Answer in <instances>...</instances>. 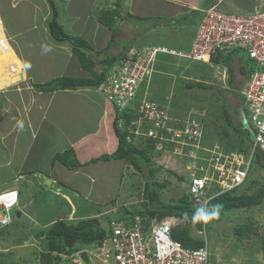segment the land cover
I'll return each instance as SVG.
<instances>
[{"label": "crops", "instance_id": "0c3cea01", "mask_svg": "<svg viewBox=\"0 0 264 264\" xmlns=\"http://www.w3.org/2000/svg\"><path fill=\"white\" fill-rule=\"evenodd\" d=\"M53 1L58 11V22L64 31L71 36L82 38L89 42V45L93 44L91 48L101 54L93 57L95 62L93 71L96 74L101 72V60L114 58L117 64L131 47L163 46L177 52H188L198 27L197 25L192 28L193 19L195 18L199 23L201 12L214 3H219L220 8H226L225 13L248 14L264 11V0H243L238 4L229 0H207V3L204 0H129L127 13L124 15L120 9L121 1L110 0V5L103 11L116 12L111 30L97 19L103 11L99 12L100 14L94 13L99 0ZM17 2L22 3L19 12L26 17L29 28H23L22 23L16 22L20 30L14 28L10 32L5 30V25L9 23L7 21L10 18L9 15H16L13 7ZM151 16H160V21L163 22L148 27H145L147 22H143L140 27L138 22L151 20ZM50 19L51 7L48 0H0V40L5 41L8 46L0 52V117L7 115L12 121L11 129L6 133L8 137L3 140L1 147L7 152L3 154L2 159H6L9 153L13 154L14 164L11 166L14 168L6 170L9 179H24L26 175L41 174L50 187L55 185L58 195L63 193L62 186H64L67 193H64L63 197L67 200L65 201L70 210H68L66 221H73L79 211L74 203L76 195H69V189L77 194L72 178L94 175L99 181L103 176L99 175L102 173L98 168L101 162L68 170L59 163L52 165V158L56 154L71 150L79 164H86L103 154L113 153L117 146L113 129L116 113L100 92L99 87L52 92H42L34 88L61 77L82 79L92 77L90 72L81 68L70 44L56 43L51 40L48 31ZM26 31L34 34H23ZM148 31H152V34H145ZM7 34L12 35L9 37ZM86 34H89V37ZM140 34H144L142 39L145 42L139 40L141 43L136 44L135 42H138L136 37ZM11 38L23 40L17 45L11 41ZM9 39L13 46L9 43ZM41 45L47 47H44L45 52H42ZM237 51L213 56V61L204 63L207 70L201 73L196 71V74L191 72L186 64V61L191 60L160 54L155 62L151 78L139 88L134 104H138L143 98L157 100L174 117L177 113L173 110L174 103L171 101L172 79L176 81L182 79L188 81L187 84L203 82L208 86L206 90L194 89L214 91L217 88L219 92L221 91V97L224 98L221 109L224 107V111L232 120L233 127L238 129L235 131L226 126V132L230 131V135L231 132L236 134V140L240 139V141L235 143L244 142L243 134L239 135V133L250 137L253 132L247 124L241 89L251 74L254 62L250 59L248 67ZM215 79H220V84H212ZM139 93H142L141 97L138 96ZM228 102L235 105L229 106ZM190 111L198 113V110H188V113H185L186 116ZM221 114L224 119L223 111ZM199 116L201 117V114ZM201 119L204 127L207 128L206 115L202 114ZM12 131L13 134L10 136ZM213 145L219 146V143H207V146L203 144L206 147ZM226 149L231 148L226 147ZM226 149L223 148V150ZM44 160L47 162L46 165ZM107 163L109 162L103 164ZM3 165L1 164L0 167ZM123 166L128 171V175L130 173L129 166L124 163L119 164L115 174V180L119 185L122 184L124 177ZM46 167H48L47 171L44 170ZM88 167H94L96 170L86 172ZM104 182L108 184L109 180L106 178ZM91 189L100 197L107 188L105 187L104 191L103 187ZM114 199L108 202L113 205L114 201L113 206H116ZM101 215L106 214L100 212L90 217ZM91 259L87 257V264H94Z\"/></svg>", "mask_w": 264, "mask_h": 264}, {"label": "built area", "instance_id": "2783aa9c", "mask_svg": "<svg viewBox=\"0 0 264 264\" xmlns=\"http://www.w3.org/2000/svg\"><path fill=\"white\" fill-rule=\"evenodd\" d=\"M6 47L5 41L0 40V52ZM235 50H245L254 62V70L241 89L247 124L253 132L249 158L237 152L225 153L218 146L204 147V122L196 113L174 118L156 100L143 98L134 104L139 88L151 78L160 54L206 63L217 54ZM99 90L115 113L137 112L130 122H117L119 129L128 132V142L144 145L150 141L151 156L174 157L183 162L188 176L185 193L194 208L205 211L213 198L244 186L255 150L264 156V11L225 13L212 5L201 12L188 52L163 46L131 47L107 72ZM17 205L16 188L0 189V230L12 223L11 211ZM180 222L175 218L152 221L146 230L139 217L133 221L113 219L107 224L108 235L95 245L93 255L101 264H209L206 223L196 232L203 245L189 249L171 239V228ZM72 262L81 264L79 259Z\"/></svg>", "mask_w": 264, "mask_h": 264}, {"label": "rangeland", "instance_id": "374dc122", "mask_svg": "<svg viewBox=\"0 0 264 264\" xmlns=\"http://www.w3.org/2000/svg\"><path fill=\"white\" fill-rule=\"evenodd\" d=\"M120 1V9H122V13H124L125 15L127 13L129 0ZM229 1L235 4L243 2V0ZM204 2L207 3V0H204ZM110 3V0H99L94 13H101L103 10L108 8ZM21 4V2H17L13 7L15 8L13 11L16 12V15H9L10 18H8V20L6 18L9 23L5 25V30L11 32L14 28L19 29V22L23 24V28H29L28 21L25 19L26 17L19 12ZM212 5H217L220 8L219 3H214ZM220 10L222 12H224L225 10L227 11V9L224 7H221ZM160 18V16H151V20H141L138 23L140 24V27H142L143 22H147L145 27H148L150 25H157L158 23L163 22L160 21ZM6 20L5 22H7ZM197 25L198 22L194 18L192 28H195V26ZM149 33L152 34V31L145 32V34ZM23 34L34 33L26 31V33ZM7 35L10 37L12 34ZM86 35L89 37V34ZM143 35L144 34H140L136 37L138 41L135 42L136 44L141 43L139 42V40L145 42L144 39H142ZM149 37H151V35ZM22 40L23 39L11 38V41H14V43L17 45L19 43H22ZM11 41L9 39V43H11L12 45ZM86 43L89 45V42ZM90 44L92 43L90 42ZM89 46L91 47L93 46V44ZM44 47L47 48L45 45H43L41 47L42 52H45ZM237 52L239 53V56L243 57V59L247 63V66L249 67V55L243 50H238ZM186 62L189 70L195 74L196 71H199L197 73H201L207 70L204 63L197 61ZM224 75L226 76V74ZM220 82V79H215V82L212 84H220ZM187 83L188 81H184L182 79H179L177 81L172 79L170 83V89L172 90L171 101L172 103H174L172 104V106H174L173 110L175 111V113H177V115H174V117L184 118L188 113V110H198V113H196V111H190V113H196L195 115L199 118L202 117V114H205L207 117L208 126L207 128L204 127L203 129V132L205 131L204 133H206L203 138L204 141H202L204 145L207 146V143L217 142L219 143L218 147L222 151L223 148L226 149V147L231 149L237 148V143H239L240 139L236 140V134L234 132H231V135L229 134L230 131L226 132V125L221 114L222 109H224V107H222L221 109V105L223 104L221 102L224 101V98H222L220 94L221 91L219 92L217 88H215V90L213 89L214 91H199L195 89H188L186 88V86L189 85ZM138 96L141 97L142 93H139ZM153 96L155 97V95ZM237 96L239 98V95ZM156 97H158V95ZM228 103L229 106L235 105L230 102ZM199 114H201V117L199 116ZM11 126L12 121L10 117H8L7 115L3 118L0 117V165L4 164L0 167V189L11 187L18 189L19 196L17 210H19L22 215L20 218H16V210H12L11 214L14 215L12 223L8 227H6L4 231L0 232V260H7L5 264H42L43 262L41 259V254L44 251L45 242H40L36 238V234H38L39 231L45 232L51 225V223L58 220L59 218L67 220L66 216L68 215L70 210L69 205L66 202L67 200L65 199V197H63V194L67 192L66 188L62 186L63 193L59 195L56 194V190L54 188L55 185L53 184V186L50 187L46 182V179L42 177L41 174H36L35 176L26 175L24 176V179L8 178L9 175L7 171H9V168H14L13 166H11L14 164V158L13 154L9 153V156L6 159H2V157H4L7 152L5 150H2L1 147L3 144V140L8 137L6 133L10 131ZM224 132L227 133V136H223ZM12 134L13 131L10 133V136H12ZM249 139L253 142V134ZM228 143H230L232 146L227 145ZM213 146L215 147L216 145ZM250 153L251 146L247 151V155L245 156L249 158ZM44 164L46 165L47 162L45 161ZM119 164H123V162L111 161L106 165L103 163H99L98 166L100 167L98 168L100 172H102L99 173V175H103L99 181H97V178L94 175H87L88 177L74 176L72 178V184L74 185V187H76L77 194L69 189V195H76L74 203L79 211V213L75 215L76 218L73 220L74 222L81 220V218H87L101 212V214H106L100 216L105 226L104 218L116 213L118 207H120L121 205H124L129 209L140 208V204L143 198L142 191L146 172L144 173L143 177V175L138 174L131 169H128L130 172L128 175V171L124 169L123 166L122 170H124V178L122 180V184L119 185L115 180V174L117 172ZM150 166L159 169L154 179L157 182H164L167 184V187L165 189H162L161 191L159 190L161 199L164 202L167 203L173 199H177L181 193L186 192L188 176L187 172L184 169L183 162L180 159H174V157L169 159L166 157H158L157 155L154 157L152 155ZM47 169L48 167H46L44 170L47 171ZM90 170L96 169L94 167H88L86 172ZM106 178L107 180H109L108 184H106L107 181L104 182V179ZM260 186H264V168L255 164L252 154L247 182L235 193H249L252 190H257V188ZM94 187H103V191L105 190V187L107 189L102 196L98 197L96 191L94 192L91 189ZM110 199L116 200V206L109 204L108 201ZM249 222L255 223L257 228V236L248 241H238L233 235V229L238 225L248 224ZM205 226L209 243V252L211 254V264L264 263L262 253L259 250L260 239L262 236H264V201L261 205L248 210L241 209L228 212L225 217H223L219 222L208 221L206 222ZM79 249L88 250V247H80ZM91 260L94 264H101L99 261H96L93 258ZM59 264L72 263L71 261L64 259Z\"/></svg>", "mask_w": 264, "mask_h": 264}, {"label": "trees", "instance_id": "16d2710c", "mask_svg": "<svg viewBox=\"0 0 264 264\" xmlns=\"http://www.w3.org/2000/svg\"><path fill=\"white\" fill-rule=\"evenodd\" d=\"M48 1L51 7V19L48 22V31L51 39L56 43L70 44L74 55L78 58L81 68L90 72L92 77L87 79L61 77L44 85L34 86V88L42 92H52L65 89L100 87L106 78L107 72L115 65L116 59L104 58L101 60V72L96 74L93 71V67L95 66L93 57L101 54L95 52L82 38L67 34L58 22V11L54 1ZM115 15V11L106 10L103 11L97 19L102 25L112 30ZM211 60L213 61V58ZM253 70L254 67L252 68V71ZM186 88L206 90L208 86L203 82L197 81L187 85ZM222 111L226 126L238 131L237 127H233L232 120L224 109H222ZM136 117L137 112L133 110H128L126 113L116 112L113 129L117 138V146L113 153L103 154L98 158L90 160L86 164H79L74 158L72 151L67 150L61 154L54 155L51 161L52 165L54 163H59L68 170L99 162L122 161L125 165L129 166L131 170L143 175V177L146 172L140 208L129 209L121 205L118 207L117 212L114 213L115 215L113 214L107 218L105 217L104 222L108 224L113 219L133 221L135 217H139L142 220L144 228L147 230L152 221L160 222L166 218H175L181 222L171 228V239L180 242L185 248L198 249L203 245V242L196 235V232L203 228L204 222H219L228 212L241 209L248 210L262 204L264 201V186H260L257 190H252L249 193L242 192L236 194V191L227 192L213 198L204 211H218L219 215L204 221L195 218L196 214L203 210L194 208L189 195L185 192L181 193L177 199H173L167 203L164 202L161 199L160 191L165 189L167 184L164 182L159 183L154 179L159 169L150 166L151 151L153 148L152 144L149 143L150 141L144 145H135L132 142H128V132L117 127L119 119H123L125 123H128ZM242 134L245 140L238 144L236 150L228 149L223 150V152L228 153L229 151H237L238 153L247 155L248 149L252 146V141L249 139L250 137H248V135L239 133V135ZM223 136H227V133L224 132ZM246 142L249 144H246ZM229 146L232 145L229 144ZM253 157L255 164L264 168V156L258 150L254 151ZM114 204L115 202L113 201V205ZM105 226H103V221L100 217H87L76 222H68L59 218L57 221L53 222L45 232L39 231V233L36 234V238L40 242H45V248L41 254L42 264H59L64 259L69 260L72 255L81 250L79 249L80 247L100 244L108 235V228ZM4 230L5 229H2L0 232ZM233 235L238 241L243 242L255 238V236H257L256 225L253 222L238 225L233 229ZM259 248L264 259V236L260 239ZM0 262V264H5L7 260H0Z\"/></svg>", "mask_w": 264, "mask_h": 264}, {"label": "clouds", "instance_id": "9594fccd", "mask_svg": "<svg viewBox=\"0 0 264 264\" xmlns=\"http://www.w3.org/2000/svg\"><path fill=\"white\" fill-rule=\"evenodd\" d=\"M17 189V188H16ZM18 190V189H17ZM18 196H19V194H18ZM217 207H219V206H217ZM16 212H20L19 210H17L16 209ZM16 212H15V217L17 218V216H16ZM21 213V212H20ZM22 215V214H21ZM219 215V212L218 211H207V212H204V211H200V212H198L197 214H196V219H199V220H204V221H207V220H210L212 217H214V216H218ZM57 221V220H56ZM55 222V221H54ZM68 222H73V221H68ZM53 223V222H52ZM51 223V224H52ZM105 227L107 228V223L105 222ZM103 226H104V223H103ZM5 229V228H4ZM95 245H97V244H93V245H90L89 247H88V250H80V251H78L76 254H74V255H72L71 257H70V259L68 260V261H71V263L72 264H74L73 262H72V260L73 259H79L80 260V263L81 264H85L84 262H83V260L81 259V257H80V254L82 253V252H85L86 253V257H92L94 260H96V261H99V260H97L95 257H94V247H95ZM211 257V256H210ZM65 258V257H64ZM66 260V259H65ZM100 262V261H99ZM101 263V262H100ZM210 264V263H209Z\"/></svg>", "mask_w": 264, "mask_h": 264}, {"label": "water", "instance_id": "95a60500", "mask_svg": "<svg viewBox=\"0 0 264 264\" xmlns=\"http://www.w3.org/2000/svg\"><path fill=\"white\" fill-rule=\"evenodd\" d=\"M16 216H17V218H20V217H21V213H20V212H16ZM80 257H81V259L83 260V262H84L85 264L88 263V262H87V257H86V253H85V252H82V253L80 254Z\"/></svg>", "mask_w": 264, "mask_h": 264}, {"label": "flooded vegetation", "instance_id": "af4514ba", "mask_svg": "<svg viewBox=\"0 0 264 264\" xmlns=\"http://www.w3.org/2000/svg\"><path fill=\"white\" fill-rule=\"evenodd\" d=\"M263 262H264V259H263ZM264 264V263H263Z\"/></svg>", "mask_w": 264, "mask_h": 264}]
</instances>
